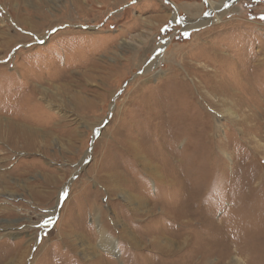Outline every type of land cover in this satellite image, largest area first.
<instances>
[{
	"label": "rangeland",
	"instance_id": "rangeland-1",
	"mask_svg": "<svg viewBox=\"0 0 264 264\" xmlns=\"http://www.w3.org/2000/svg\"><path fill=\"white\" fill-rule=\"evenodd\" d=\"M227 6L0 0V264H264V0Z\"/></svg>",
	"mask_w": 264,
	"mask_h": 264
},
{
	"label": "bare ground",
	"instance_id": "bare-ground-1",
	"mask_svg": "<svg viewBox=\"0 0 264 264\" xmlns=\"http://www.w3.org/2000/svg\"><path fill=\"white\" fill-rule=\"evenodd\" d=\"M206 3H208L209 4V6L210 7H212L211 8V11H210V13H209V15L208 16H214V19H213V21L215 22V23H218V22H220V16H219V14H218V12L219 13H224L226 10H228V6L226 7L225 5H228L229 4V2H234L235 0H228V3H226L224 6L223 5H218V4H214L213 5V2H211L210 0H204ZM208 16H206L205 18H203L202 20H201V24H199V25H203V24H206L207 22H208ZM23 126V125H22ZM19 127V126H18ZM22 128V127H21ZM29 129V128H28ZM184 242V241H183ZM235 259V258H234ZM241 261V260H240ZM239 262V260H233V262H229V264H240V263H238ZM242 263V262H241ZM228 264V263H227Z\"/></svg>",
	"mask_w": 264,
	"mask_h": 264
},
{
	"label": "snow or ice",
	"instance_id": "snow-or-ice-1",
	"mask_svg": "<svg viewBox=\"0 0 264 264\" xmlns=\"http://www.w3.org/2000/svg\"><path fill=\"white\" fill-rule=\"evenodd\" d=\"M133 2H134V0H133ZM226 7H227V5H225ZM206 15H207V13H205ZM46 223H51V221L49 220V221H46Z\"/></svg>",
	"mask_w": 264,
	"mask_h": 264
}]
</instances>
